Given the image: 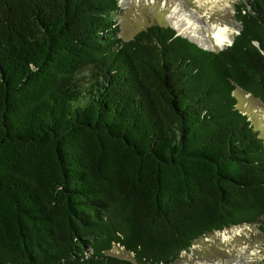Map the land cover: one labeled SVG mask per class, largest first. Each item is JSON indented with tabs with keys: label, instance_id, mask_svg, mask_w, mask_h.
I'll return each instance as SVG.
<instances>
[{
	"label": "trees",
	"instance_id": "1",
	"mask_svg": "<svg viewBox=\"0 0 264 264\" xmlns=\"http://www.w3.org/2000/svg\"><path fill=\"white\" fill-rule=\"evenodd\" d=\"M119 8L0 0V264H177L214 231L264 236L263 140L233 94L264 105V0L217 50L157 23L124 40Z\"/></svg>",
	"mask_w": 264,
	"mask_h": 264
},
{
	"label": "rangeland",
	"instance_id": "2",
	"mask_svg": "<svg viewBox=\"0 0 264 264\" xmlns=\"http://www.w3.org/2000/svg\"><path fill=\"white\" fill-rule=\"evenodd\" d=\"M118 3L120 8L114 17L118 35L124 40L131 38L137 31L151 24L170 26L165 17L176 4L178 8L181 7L177 13H189L191 10L198 16H203V20L200 17L195 19L200 25H203L202 21H204L206 26L211 24L227 26L230 37L238 31L234 13L239 0H118ZM185 29L196 36L201 34L199 28L187 25ZM174 31L176 32L175 29ZM207 40L212 41L210 36H207ZM217 49L220 48H213V50ZM233 94L237 108L247 114L258 130L264 145V105L239 88L235 89ZM108 252L120 258L131 259V253L118 245H114ZM263 253L264 236L262 232L256 226L241 224L198 238L187 251L180 253L176 263L264 264Z\"/></svg>",
	"mask_w": 264,
	"mask_h": 264
},
{
	"label": "bare ground",
	"instance_id": "3",
	"mask_svg": "<svg viewBox=\"0 0 264 264\" xmlns=\"http://www.w3.org/2000/svg\"><path fill=\"white\" fill-rule=\"evenodd\" d=\"M179 8L181 10L180 6ZM179 8L177 7V4L174 5L165 17L168 24L173 27L177 33L188 37L197 44L209 49H213L214 47L223 48L224 46L229 44V42L231 41V37L229 35L227 26L216 24L206 26L204 21H202L203 25H200L195 19H199L200 17L201 20H203V16H198L196 12H193L191 10L189 11V13H177ZM187 25L192 26L193 28L201 29L200 36H196L186 31L185 28ZM207 36H210V38L212 39L211 42L207 40Z\"/></svg>",
	"mask_w": 264,
	"mask_h": 264
},
{
	"label": "water",
	"instance_id": "4",
	"mask_svg": "<svg viewBox=\"0 0 264 264\" xmlns=\"http://www.w3.org/2000/svg\"><path fill=\"white\" fill-rule=\"evenodd\" d=\"M231 42V41H230Z\"/></svg>",
	"mask_w": 264,
	"mask_h": 264
}]
</instances>
